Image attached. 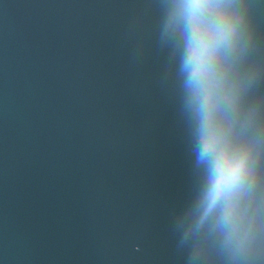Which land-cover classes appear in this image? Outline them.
Segmentation results:
<instances>
[{
    "label": "clouds",
    "instance_id": "clouds-1",
    "mask_svg": "<svg viewBox=\"0 0 264 264\" xmlns=\"http://www.w3.org/2000/svg\"><path fill=\"white\" fill-rule=\"evenodd\" d=\"M166 29L179 51L183 100L195 127L205 182L194 206L197 226L209 223L237 253L255 239L251 188L256 145L245 134L243 51L246 12L240 0H171Z\"/></svg>",
    "mask_w": 264,
    "mask_h": 264
}]
</instances>
